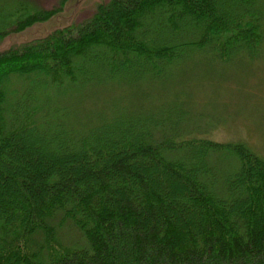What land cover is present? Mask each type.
Returning <instances> with one entry per match:
<instances>
[{
	"label": "trees",
	"instance_id": "1",
	"mask_svg": "<svg viewBox=\"0 0 264 264\" xmlns=\"http://www.w3.org/2000/svg\"><path fill=\"white\" fill-rule=\"evenodd\" d=\"M100 8L0 52V264H264V163L242 143L184 140L161 127L176 118L82 100L107 80L157 75L187 48L253 52L264 0ZM59 97L69 105L49 110Z\"/></svg>",
	"mask_w": 264,
	"mask_h": 264
},
{
	"label": "rangeland",
	"instance_id": "2",
	"mask_svg": "<svg viewBox=\"0 0 264 264\" xmlns=\"http://www.w3.org/2000/svg\"><path fill=\"white\" fill-rule=\"evenodd\" d=\"M82 1L79 7L74 0H0V22H12L7 25L10 29L0 33V51L44 40L66 28L72 31L111 0ZM29 12L43 15L16 24L15 19ZM105 82L86 91L84 107L100 108L113 101L120 109H145L146 118H176L161 126L170 136L242 143L254 155L245 158L251 165L264 163V37L253 52L234 48L221 59L208 48H187L157 75H144L133 82ZM78 92L71 98L76 100ZM58 99L49 110L62 111L69 105L62 97ZM160 130L156 128L157 133ZM227 156L221 158H232Z\"/></svg>",
	"mask_w": 264,
	"mask_h": 264
},
{
	"label": "water",
	"instance_id": "3",
	"mask_svg": "<svg viewBox=\"0 0 264 264\" xmlns=\"http://www.w3.org/2000/svg\"><path fill=\"white\" fill-rule=\"evenodd\" d=\"M75 1V3H76V5H74V6H81L82 5V0H74ZM55 16V15H54ZM57 23H60V20H57ZM66 28V27H65ZM8 50V49H7ZM4 51H6V50H2V51H0V52H4Z\"/></svg>",
	"mask_w": 264,
	"mask_h": 264
}]
</instances>
